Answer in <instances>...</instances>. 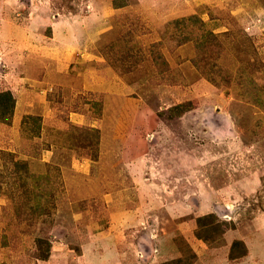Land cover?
<instances>
[{"label": "rangeland", "instance_id": "374dc122", "mask_svg": "<svg viewBox=\"0 0 264 264\" xmlns=\"http://www.w3.org/2000/svg\"><path fill=\"white\" fill-rule=\"evenodd\" d=\"M0 92V264L264 258V0H0Z\"/></svg>", "mask_w": 264, "mask_h": 264}, {"label": "trees", "instance_id": "16d2710c", "mask_svg": "<svg viewBox=\"0 0 264 264\" xmlns=\"http://www.w3.org/2000/svg\"><path fill=\"white\" fill-rule=\"evenodd\" d=\"M15 100L10 92H0V120H9L13 114ZM40 243V241H39ZM48 250H46V254Z\"/></svg>", "mask_w": 264, "mask_h": 264}, {"label": "crops", "instance_id": "0c3cea01", "mask_svg": "<svg viewBox=\"0 0 264 264\" xmlns=\"http://www.w3.org/2000/svg\"><path fill=\"white\" fill-rule=\"evenodd\" d=\"M264 244V243H263ZM262 248V247H261ZM263 254V257H264V252L262 251V250H260V252H258V255H262ZM259 264H264L263 262H264V258H261V259H259Z\"/></svg>", "mask_w": 264, "mask_h": 264}]
</instances>
